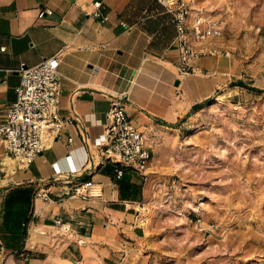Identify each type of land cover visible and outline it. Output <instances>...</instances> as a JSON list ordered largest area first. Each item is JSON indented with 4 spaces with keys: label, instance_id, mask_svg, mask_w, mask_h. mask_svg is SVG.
Masks as SVG:
<instances>
[{
    "label": "crops",
    "instance_id": "obj_1",
    "mask_svg": "<svg viewBox=\"0 0 264 264\" xmlns=\"http://www.w3.org/2000/svg\"><path fill=\"white\" fill-rule=\"evenodd\" d=\"M40 9L50 12L38 17ZM175 32L156 0H0V122L16 97L20 63L57 55L64 123L28 165L0 146V264H120L138 248L151 160L144 172L124 168L116 178L114 162L102 159L111 95H123L128 118L151 145L229 79L220 51L178 74ZM86 180L98 192L74 194ZM39 189L46 200L35 196Z\"/></svg>",
    "mask_w": 264,
    "mask_h": 264
},
{
    "label": "rangeland",
    "instance_id": "obj_2",
    "mask_svg": "<svg viewBox=\"0 0 264 264\" xmlns=\"http://www.w3.org/2000/svg\"><path fill=\"white\" fill-rule=\"evenodd\" d=\"M197 3L228 83L151 142L144 237L120 264H264V0Z\"/></svg>",
    "mask_w": 264,
    "mask_h": 264
},
{
    "label": "built area",
    "instance_id": "obj_3",
    "mask_svg": "<svg viewBox=\"0 0 264 264\" xmlns=\"http://www.w3.org/2000/svg\"><path fill=\"white\" fill-rule=\"evenodd\" d=\"M172 16L178 61V74L194 73V59L215 54L212 40L221 35L216 21L210 19L197 0H156ZM99 1L94 2L98 7ZM40 9L38 17L49 13ZM3 50V47H0ZM226 54V53H224ZM16 97L5 109L0 122V146L20 165H28L46 146L58 137L64 123L58 112L60 82L57 55L44 57L33 65L20 63ZM123 95H111L107 110L108 122L100 141L102 159L114 162V176L119 178L124 168L144 172L152 158L151 145L145 135L128 118ZM71 138H68V141ZM98 192L96 183L86 180L73 186V193L85 198ZM36 197L48 198L45 190ZM60 223V219H54Z\"/></svg>",
    "mask_w": 264,
    "mask_h": 264
},
{
    "label": "trees",
    "instance_id": "obj_4",
    "mask_svg": "<svg viewBox=\"0 0 264 264\" xmlns=\"http://www.w3.org/2000/svg\"><path fill=\"white\" fill-rule=\"evenodd\" d=\"M236 85H240V86H245L244 83H242L241 81H238L235 83ZM200 107L199 105H197L195 108Z\"/></svg>",
    "mask_w": 264,
    "mask_h": 264
}]
</instances>
